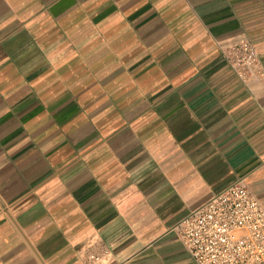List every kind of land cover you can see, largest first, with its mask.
Listing matches in <instances>:
<instances>
[{
  "label": "crops",
  "instance_id": "1",
  "mask_svg": "<svg viewBox=\"0 0 264 264\" xmlns=\"http://www.w3.org/2000/svg\"><path fill=\"white\" fill-rule=\"evenodd\" d=\"M240 38L264 69V0H0V264H195L183 216L236 182L264 208Z\"/></svg>",
  "mask_w": 264,
  "mask_h": 264
},
{
  "label": "built area",
  "instance_id": "2",
  "mask_svg": "<svg viewBox=\"0 0 264 264\" xmlns=\"http://www.w3.org/2000/svg\"><path fill=\"white\" fill-rule=\"evenodd\" d=\"M222 53L241 81L264 80L257 50L249 40H235ZM175 229L195 264H264V208L243 182L183 216Z\"/></svg>",
  "mask_w": 264,
  "mask_h": 264
}]
</instances>
